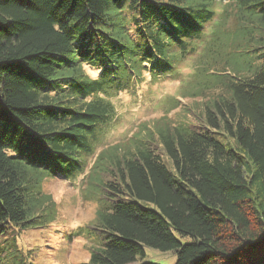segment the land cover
Returning a JSON list of instances; mask_svg holds the SVG:
<instances>
[{
    "label": "trees",
    "instance_id": "trees-1",
    "mask_svg": "<svg viewBox=\"0 0 264 264\" xmlns=\"http://www.w3.org/2000/svg\"><path fill=\"white\" fill-rule=\"evenodd\" d=\"M216 1L0 0V264H35L19 237L57 218L43 181L85 171L116 116L109 96L146 69H174ZM230 1L231 48L222 67L197 72L208 79L193 95L212 97L196 120H165L97 155L84 264H141L145 246L176 251L174 264H264V0ZM215 40L213 59L229 45Z\"/></svg>",
    "mask_w": 264,
    "mask_h": 264
},
{
    "label": "rangeland",
    "instance_id": "rangeland-1",
    "mask_svg": "<svg viewBox=\"0 0 264 264\" xmlns=\"http://www.w3.org/2000/svg\"><path fill=\"white\" fill-rule=\"evenodd\" d=\"M233 7L230 0L215 2L216 14L207 24L203 38L196 41V49L178 61L174 69L167 72H150L146 69L132 89L109 96L115 105L116 116L104 127L95 143L94 155L86 158V169L82 174L70 179L60 176L43 181V190L51 194L56 202L57 218L49 225L23 231L19 237V244L33 252L35 264H84L88 261L96 240L87 234V225L98 216L102 196L101 191L88 181V173L97 155L114 144H130L134 134L165 120L175 123L181 118L196 120L195 117L201 114L200 107L204 100L212 97L210 88L206 89L208 92H203L205 96L193 95L208 79L197 72L204 65L208 66L209 71L212 67L223 66L220 54L231 48L229 43L232 40L228 34L236 25L238 11ZM219 33L222 41L229 45L225 49L221 47L216 59H213L214 52H218L219 48L215 46ZM213 48L215 51H212ZM199 81L201 84H198ZM176 236L182 243L192 241L190 236L178 232ZM176 259L177 252L174 250L162 251L145 246V256L137 262L174 264Z\"/></svg>",
    "mask_w": 264,
    "mask_h": 264
}]
</instances>
